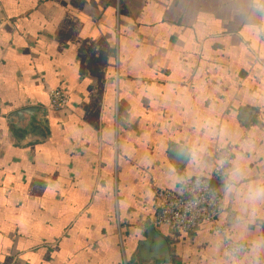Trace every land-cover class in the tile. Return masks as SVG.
<instances>
[{
  "label": "crops",
  "instance_id": "crops-1",
  "mask_svg": "<svg viewBox=\"0 0 264 264\" xmlns=\"http://www.w3.org/2000/svg\"><path fill=\"white\" fill-rule=\"evenodd\" d=\"M216 146L264 178V3L0 0V264H230L208 224L153 221V186L209 178ZM225 204L264 238V210L241 233Z\"/></svg>",
  "mask_w": 264,
  "mask_h": 264
},
{
  "label": "built area",
  "instance_id": "built-area-1",
  "mask_svg": "<svg viewBox=\"0 0 264 264\" xmlns=\"http://www.w3.org/2000/svg\"><path fill=\"white\" fill-rule=\"evenodd\" d=\"M49 96L51 105L56 108L65 107L69 101V95L62 89H51ZM232 155L231 147L216 146L209 178H187L172 189L153 186L154 206L157 210L154 223L178 233H189L202 224H208L219 238L225 254L231 252L237 243L247 252L248 245L232 237L231 222L220 219L226 204L222 170L217 162L224 157L231 159Z\"/></svg>",
  "mask_w": 264,
  "mask_h": 264
},
{
  "label": "clouds",
  "instance_id": "clouds-1",
  "mask_svg": "<svg viewBox=\"0 0 264 264\" xmlns=\"http://www.w3.org/2000/svg\"><path fill=\"white\" fill-rule=\"evenodd\" d=\"M257 2L264 3V0H257ZM210 125L214 126V122L208 120L204 126ZM225 135L226 133L222 131V140ZM205 150L204 147L199 149L201 152ZM217 163L222 170L225 196L234 195L239 205L240 214L236 217L235 227L241 233L246 232L247 225L254 222L256 216L264 210V178L249 182L246 185L241 183L247 175L242 153H237L235 159L224 157ZM262 253H264V238H259L252 242L247 252L237 243V246L231 252H226V255L230 257V264H264V261L261 260Z\"/></svg>",
  "mask_w": 264,
  "mask_h": 264
},
{
  "label": "water",
  "instance_id": "water-1",
  "mask_svg": "<svg viewBox=\"0 0 264 264\" xmlns=\"http://www.w3.org/2000/svg\"><path fill=\"white\" fill-rule=\"evenodd\" d=\"M38 113H39V111H37V109H35L34 107H30V108L22 109L20 111H17L15 113H12L9 116V118L13 122L18 121L21 127L27 128L29 120L35 114H38ZM176 149H178V148H175L174 151ZM178 151H180L181 155L184 158L185 157V151L182 148H179ZM148 231H149V233H148V237L149 238H152L153 240L158 241L159 244H162L163 243V239H162L163 237L155 230V228L153 227V225L149 227Z\"/></svg>",
  "mask_w": 264,
  "mask_h": 264
}]
</instances>
